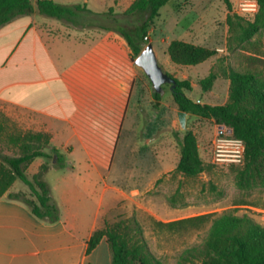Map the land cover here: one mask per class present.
Returning <instances> with one entry per match:
<instances>
[{"label":"crops","instance_id":"1","mask_svg":"<svg viewBox=\"0 0 264 264\" xmlns=\"http://www.w3.org/2000/svg\"><path fill=\"white\" fill-rule=\"evenodd\" d=\"M36 17L43 16H19L0 28V104L19 128L48 135L49 146L63 155L65 166H50L44 175L59 220H41L21 201L1 197L0 264H112L105 237L91 252L88 241L120 202L132 203L169 181L179 159L178 152L170 166V113L159 118L163 100L155 101L123 37L86 29L53 34ZM219 79L226 82L228 98L229 80ZM121 144L133 148L134 162L119 152ZM198 152L202 158L199 143ZM43 163L35 158L27 176ZM126 173L134 186L121 185ZM17 182L9 192L19 191ZM180 207L184 203L171 208L169 218L145 210L170 222L184 218Z\"/></svg>","mask_w":264,"mask_h":264},{"label":"trees","instance_id":"2","mask_svg":"<svg viewBox=\"0 0 264 264\" xmlns=\"http://www.w3.org/2000/svg\"><path fill=\"white\" fill-rule=\"evenodd\" d=\"M168 1L133 0L122 14V20L116 18L112 7L107 12L97 13L88 9L85 3L67 5L54 0H0V28L24 15L43 16L79 29L110 31L115 28L131 48L133 56L137 57L145 47L143 38L148 28ZM256 1L258 11L252 20H247L233 12L229 0H224L228 31L226 49L229 52L237 49L249 52L244 58L245 68L242 71L233 68L215 71L212 67L208 75L198 82L202 91L208 92L217 78L229 80L225 103H197L187 96V92L192 90L191 82L178 80L168 74L175 80L171 92L178 111L227 127L233 137L243 140L244 162L235 168L234 176L236 187L242 191L264 190V52L252 41L264 29V0ZM134 19L140 20V23L133 27L123 25ZM166 54L173 64L195 66L216 56L217 51L172 40ZM161 95L153 92L156 102L161 100ZM9 141L17 147L19 154L14 157L0 155V198L6 195L9 199L21 201L41 220L50 223L58 221L59 210L51 199L44 175L50 166H65L63 155L49 146V137L43 133L26 131L10 136ZM179 146V159L173 174L194 179L207 170L209 165L199 155L198 140L193 131L184 132ZM35 158H42L44 163L30 179L25 170ZM53 160L54 164L47 162ZM16 181L28 188V195L21 191L9 192ZM212 190L216 191V187L212 186ZM178 198H182L180 189L170 195L167 201L177 206L180 203ZM154 224L159 228L191 230L209 224L201 243L184 249L176 264H264V225L247 214L237 215L234 211L202 214L167 223L154 221ZM103 237L109 244L112 264H162L149 250L133 218L121 220L113 227L105 222L90 237L87 252H91Z\"/></svg>","mask_w":264,"mask_h":264},{"label":"rangeland","instance_id":"3","mask_svg":"<svg viewBox=\"0 0 264 264\" xmlns=\"http://www.w3.org/2000/svg\"><path fill=\"white\" fill-rule=\"evenodd\" d=\"M60 4H83L94 12H107L113 8V13L117 19L122 18V14L133 0H54ZM232 3L233 12L252 20L257 12L241 11L240 7L245 2L252 0H229ZM227 14L224 0H169L160 10L159 16L148 28L143 43L152 44L159 66L163 71L172 77H184L191 82L192 90L187 92V96L192 100H201V103L219 105L226 102L227 89L226 82L219 79L215 82L212 90L204 93L199 85V80L206 77L210 72L208 65L210 62H203L195 66H175L177 70H172L171 63L168 62V55L165 48L172 40H181L195 45L205 46L217 51V55L212 57L213 68L220 71V68H233L242 71L245 68L244 60L249 52L237 49L229 52L226 49V38L228 35L225 17ZM37 23L41 28L53 34H64L79 32L81 29L66 26L65 24L43 17H36ZM140 20L134 19L130 23H123L128 27L138 25ZM84 31V30H82ZM81 31V32H82ZM89 31H101L92 29ZM106 36L122 38L120 33L113 28L105 31ZM264 52V29L253 39ZM133 59L134 56H133ZM209 61V60H208ZM172 65V64H171ZM147 77V76H146ZM214 90V91H213ZM161 99L164 103V110L159 113L166 117L170 113V166L173 167L177 161L179 152V140L182 139L184 131L179 128L177 116L174 111V101L170 86L163 85ZM170 110H169V108ZM156 117V115H155ZM167 126V124H165ZM188 128L196 135L200 145L202 159L209 165L207 170L194 179L179 178L178 174H172L169 181L158 184L155 189L144 195L135 196V201L127 203V200L120 202L116 208L109 213L107 225L113 227L121 220L133 218L141 229L142 238L146 242L149 250L161 260L162 264H176L180 253L189 247L199 245L206 235L208 225L195 229H168L159 228L154 221L167 223V221L155 220L146 209L153 210L157 215L168 217L169 210L176 208L172 206L167 198L175 193L180 184L182 198H178L184 207H180L181 216L184 218L202 214H221L223 212L234 211L237 215L247 214L257 223L264 225V190H239L234 182L235 165H226L213 162L212 160V141L220 129L228 130L227 127L214 124L211 120L190 116L187 121ZM156 128V127H155ZM18 127L16 120L9 118L0 104V155L14 157L19 154L18 149L10 141V136L24 133ZM32 132V131H31ZM35 133V132H33ZM149 136V134L147 135ZM120 145L119 152L127 155L126 161L130 164L134 162L132 150ZM48 151L47 148L44 149ZM40 160V159H39ZM50 165L52 161H47ZM49 165V166H50ZM154 160V169L157 167ZM30 169H33L30 167ZM128 173V172H127ZM122 175V186H134L128 180V174ZM114 175H111L113 178ZM30 179L31 175L28 176ZM19 191L28 195L29 190L21 182H17ZM139 185H142L141 183ZM216 187V191L212 190ZM221 193V195H219ZM153 202V207L149 202ZM169 218V217H168Z\"/></svg>","mask_w":264,"mask_h":264},{"label":"built area","instance_id":"4","mask_svg":"<svg viewBox=\"0 0 264 264\" xmlns=\"http://www.w3.org/2000/svg\"><path fill=\"white\" fill-rule=\"evenodd\" d=\"M241 11L257 12L258 4L256 0L245 1ZM237 14V13H236ZM146 40L147 37L145 36ZM245 144L243 140L235 138L229 130L220 129L212 141V160L216 163L241 166L244 162Z\"/></svg>","mask_w":264,"mask_h":264},{"label":"water","instance_id":"5","mask_svg":"<svg viewBox=\"0 0 264 264\" xmlns=\"http://www.w3.org/2000/svg\"><path fill=\"white\" fill-rule=\"evenodd\" d=\"M135 64L143 70L145 75L150 80L154 91L158 93L163 92V85L167 84L172 90L175 87V80L163 71L159 66L156 54L153 50L152 44H147L139 55L135 59ZM201 100L198 99L197 103H200ZM179 128L188 132L190 129L187 126V121L190 118V115L183 111H177L176 113ZM231 133V130H229Z\"/></svg>","mask_w":264,"mask_h":264}]
</instances>
